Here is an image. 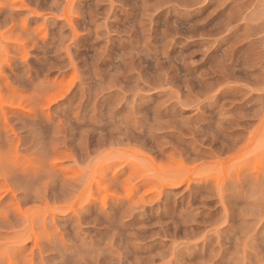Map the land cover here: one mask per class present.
<instances>
[{"label":"rangeland","instance_id":"obj_1","mask_svg":"<svg viewBox=\"0 0 264 264\" xmlns=\"http://www.w3.org/2000/svg\"><path fill=\"white\" fill-rule=\"evenodd\" d=\"M0 264H264V0H0Z\"/></svg>","mask_w":264,"mask_h":264}]
</instances>
